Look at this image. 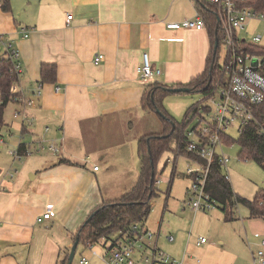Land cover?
I'll return each mask as SVG.
<instances>
[{"label": "crops", "instance_id": "obj_1", "mask_svg": "<svg viewBox=\"0 0 264 264\" xmlns=\"http://www.w3.org/2000/svg\"><path fill=\"white\" fill-rule=\"evenodd\" d=\"M10 4L5 11L0 0V33L19 49L22 72L16 97L8 103L18 122L10 127L5 120L0 126V264H62L91 212L135 185L141 172L139 139L161 127L153 128L158 114L144 106L149 83L137 71L143 54L161 69L155 82L187 84L207 69L215 28L207 22L201 30L167 26L201 12L197 0ZM98 53L105 58L95 63ZM44 63L55 64L54 81H41ZM39 85L42 93L36 96ZM29 98L32 105L26 104ZM16 109L25 116H16ZM5 125L21 126L11 147L23 143L32 151L20 162L14 158L9 168L3 163L5 154L13 156L4 147ZM52 143L57 153L49 150ZM48 205L53 216L37 221ZM194 215L195 223L206 216L209 228L192 226L187 232L183 227L163 230L162 223L154 227L159 243L165 235L167 253L184 264H251L250 250L253 258L262 251L263 217L246 212L227 221L223 212ZM200 237L207 240L199 243ZM88 264L107 263L90 257Z\"/></svg>", "mask_w": 264, "mask_h": 264}, {"label": "built area", "instance_id": "obj_2", "mask_svg": "<svg viewBox=\"0 0 264 264\" xmlns=\"http://www.w3.org/2000/svg\"><path fill=\"white\" fill-rule=\"evenodd\" d=\"M202 4H208L218 18L221 40L227 48V56L224 64L221 66V74L211 85V90L205 94L206 98L217 94V107L207 119L201 114L202 109L210 110L198 104L195 109L186 114L183 134L187 138L184 150L191 155L184 153L195 167L189 163L186 173L191 177L192 183L189 187L190 197L187 204L194 213L201 211H211L221 203L213 197L206 189L209 173L214 163H220L224 175L230 180L227 166L231 160L229 156L223 153L224 137L228 134V128L236 126L239 132L244 125L254 119L253 108L264 102V52H253L249 45H260L262 35L257 34L250 40L241 37L239 30L245 28L247 21L251 19L264 20V8L245 5V0H198ZM69 19L72 18L70 14ZM169 28H193L204 29L206 21L201 12H198L193 18H186L181 21H171L167 23ZM28 36V33H25ZM264 47V46H263ZM10 60L12 70L18 74L22 72L20 62V52L14 46L12 41L3 38L0 33V59ZM105 58L103 53H98L94 60L100 63ZM140 78L149 82L154 79V75L160 74L161 69L155 67L147 52L143 54V62L137 69ZM15 91V86L13 88ZM16 93V91H15ZM42 93L39 85L34 94L40 96ZM17 94V93H16ZM16 97V96H15ZM27 105L34 103L33 98L25 100ZM16 116H25L23 110H16ZM198 117V122L194 126L189 123ZM198 137L199 140L192 138ZM3 143L4 140L0 138ZM44 146L41 147L43 149ZM53 153L58 152L56 143L49 146ZM222 151V152H221ZM14 157L22 158L18 148L10 152ZM30 148H27V154H31ZM182 150H177L176 159ZM94 169H98L95 166ZM16 172L13 170L11 175ZM52 205H48L44 213L37 217V221H43L53 216ZM159 231L148 230L140 223L130 225L125 231L119 232L117 236L111 239L107 244L106 253L103 259L107 264H184L182 259H178L159 245ZM168 238L173 240V236ZM199 243L205 242L206 237H200ZM264 243V240L262 241ZM94 244V243H93ZM89 244V247H93ZM263 251H259L254 258V264H261L260 256ZM89 259L82 256L79 264H88Z\"/></svg>", "mask_w": 264, "mask_h": 264}, {"label": "trees", "instance_id": "obj_3", "mask_svg": "<svg viewBox=\"0 0 264 264\" xmlns=\"http://www.w3.org/2000/svg\"><path fill=\"white\" fill-rule=\"evenodd\" d=\"M200 11L205 21L215 28V36L221 43L218 18L214 15L212 8L208 4H202L197 0ZM245 5L264 8V0H245ZM1 7L5 11L11 9L10 0H1ZM218 46V49H219ZM248 48L253 52H264V47L260 45H249ZM217 52L211 51L207 69L192 79L187 84H177L168 86L155 80L149 81L144 106L151 111L159 114L160 119L165 125H169L172 133L164 135H146L139 139L138 154L141 160V172L135 185L118 199L103 202L91 214L92 217L85 221L77 232L76 237L80 238L79 244L88 246L104 238V246L113 239V233L125 231L130 225L140 223L145 226V222L152 210L153 199L159 195L157 157L174 139L178 149L182 154L186 153L184 146L187 138L183 134L184 123H178L175 118L167 111L163 104L164 97L170 92L169 87L189 86L191 91H198L207 94L211 85L221 74V66H218ZM56 76V67L52 63H44L41 68V81H54ZM20 81V77L12 70L10 60L0 59V126L5 123V108L12 101L16 93L13 90ZM194 104L187 110V114L197 107ZM161 112V113H160ZM254 119L244 125L240 132L239 142L241 145L240 157L245 159H254L264 167V102L253 108ZM179 128V129H177ZM179 130V135L174 136ZM224 142L229 145L232 143V137L225 135ZM25 144L18 146L20 154H27ZM177 149V150H178ZM207 191L215 197L222 205L224 219L231 221L235 219L233 206L235 202H242L247 206L252 217L264 218V190H260L254 200L243 198L234 193L232 184L226 178L220 163L216 162L211 167L206 186ZM90 214V215H91ZM76 239V238H75ZM69 253L62 260V264H67Z\"/></svg>", "mask_w": 264, "mask_h": 264}, {"label": "rangeland", "instance_id": "obj_4", "mask_svg": "<svg viewBox=\"0 0 264 264\" xmlns=\"http://www.w3.org/2000/svg\"><path fill=\"white\" fill-rule=\"evenodd\" d=\"M238 34L241 37H245L248 39H252L253 36L257 34L262 35V40L260 44L264 46V20L263 19H251L246 22L245 28L238 31ZM227 56V48L221 40L217 61L218 66H222L226 60ZM217 94L211 95L206 98V95L198 92H169L163 100V104L167 111L175 118L178 123H183L187 114V110L193 106L194 104H202L205 107H210V110L202 109L201 114L205 116L207 119H210V114L217 107ZM19 110V109H16ZM15 110V111H16ZM14 111V113H15ZM4 118L9 123L11 127V123L13 121L18 122L17 119L13 118V104L10 103L5 108ZM198 122V117L196 116L190 123L189 126H194ZM17 123H14L16 126ZM154 129L158 128L156 131V135H164L172 133V129L169 125H165L163 120L160 119V116H155L154 120ZM179 129V128H177ZM10 130V131H9ZM228 134L232 137V143L227 145L224 144L223 153L226 156L231 158L227 169L230 176V182L232 184L234 193L243 198L254 200L257 193L262 189L264 190V167L258 163L254 159H245L240 157L241 153V145L239 142L240 132L236 126H231L228 128ZM4 134L6 146H4L7 150H13L14 147H11L15 144V140L19 139L21 134V126L13 127L7 129V126L2 127V133ZM174 136L179 135V130L174 133ZM152 135V134H150ZM3 137V136H2ZM195 140H199L198 137L193 136ZM178 145L174 139L170 141V144L165 147V149L158 155L157 157V169H158V184L157 188L159 191V195L153 199V207L152 210L145 222V227L148 230L154 231V227L158 228V225L162 223V229L166 230L168 227H183L187 232L190 231L192 226H195L197 229H208L210 225V221L206 216H202L195 223L196 215H194V211L187 204V201L190 197L189 187L192 183L191 177L186 173L187 167L192 164V167H195V163H192L188 159V157L184 154H179L176 159ZM222 152V151H221ZM29 155V154H28ZM28 156H23V160ZM16 156H10L9 153L5 154L3 158L4 166L9 168L14 161ZM17 162L21 160L16 158ZM99 167V164L97 165ZM7 170V169H6ZM5 170V172H6ZM110 199H105L104 202H107ZM235 215L246 214V212H250L245 204L242 202H235L233 206ZM223 212L222 205H218L217 208L213 209V211L206 212H198V214H216ZM168 231H172L168 229ZM118 233H113L111 238H115ZM207 236V233H204ZM208 237V236H207ZM165 235L163 234L160 238V247L167 252L165 249ZM262 237L259 241H262ZM104 238L95 242L93 247L86 246L84 244H79L76 250V255L73 260V264H79V260L82 256H85L89 259L90 257H98L102 259L103 255L106 253V247L104 246ZM260 249L263 251L264 255V246H260ZM259 248L255 249L257 251ZM253 251L250 250L251 256V264H254V258L252 255ZM258 253V251H257ZM256 253V254H257ZM263 261L260 258L261 264H264V256ZM215 264V263H212ZM216 264H227L226 260ZM232 264V263H229Z\"/></svg>", "mask_w": 264, "mask_h": 264}, {"label": "water", "instance_id": "obj_5", "mask_svg": "<svg viewBox=\"0 0 264 264\" xmlns=\"http://www.w3.org/2000/svg\"><path fill=\"white\" fill-rule=\"evenodd\" d=\"M218 46H219V38L216 37L215 45H214V53L217 52ZM168 90L170 92H191V88L189 86L169 87ZM92 215L93 214L89 215V217L87 218V221L92 217ZM79 243H80V238L76 237V239H75V241H74V243H73V245L71 247V250H70V253H69V256H68L67 264H73V260H74V257L76 255V250H77V247H78Z\"/></svg>", "mask_w": 264, "mask_h": 264}]
</instances>
